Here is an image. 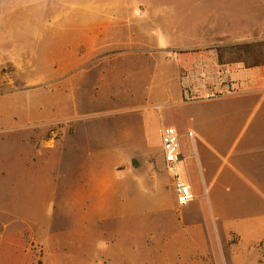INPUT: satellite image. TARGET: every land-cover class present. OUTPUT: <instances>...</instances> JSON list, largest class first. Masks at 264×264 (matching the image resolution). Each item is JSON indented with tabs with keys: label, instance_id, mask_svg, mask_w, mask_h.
Masks as SVG:
<instances>
[{
	"label": "rangeland",
	"instance_id": "1",
	"mask_svg": "<svg viewBox=\"0 0 264 264\" xmlns=\"http://www.w3.org/2000/svg\"><path fill=\"white\" fill-rule=\"evenodd\" d=\"M106 2L0 0V207L16 213L0 210V264L23 257L13 229L35 237L31 264H151L143 181L118 194L127 215H108L92 173L100 163L140 174L160 129L183 124L176 40L200 41L192 68L218 90L226 61L264 65V0H114L111 17L98 10ZM64 124L80 130L59 140ZM218 244L212 264H264V241L245 242L250 253Z\"/></svg>",
	"mask_w": 264,
	"mask_h": 264
},
{
	"label": "crops",
	"instance_id": "2",
	"mask_svg": "<svg viewBox=\"0 0 264 264\" xmlns=\"http://www.w3.org/2000/svg\"><path fill=\"white\" fill-rule=\"evenodd\" d=\"M113 1L99 4L98 10L105 17L116 12L119 5ZM113 27L103 23L98 29L111 30ZM194 39L188 37L189 41ZM176 42L174 49L180 51L177 61L182 71L192 68L193 61L198 58L196 47L200 41L185 44V40L180 39ZM226 62L227 69H223V73L228 75H223V79L229 81L224 88L220 86L218 90L213 86L195 99H182L189 107L182 118L183 124L177 128L181 165L194 193L189 204L181 206L177 201L161 139L154 144L153 153L144 160V165L136 167L140 174L133 173V168L120 170L118 167L108 172L99 163L100 159L104 162L105 156L97 157L98 172L92 173L91 181L97 184L92 189L100 197L99 211L117 205L114 215H127L117 210L123 203L118 201V194L135 193L138 180L146 186L149 195L145 219L147 263L157 264L164 258L169 264H212L213 253L215 256L220 253L219 247L223 251L219 241L230 243V253H250L245 242L264 241V65L236 66ZM90 67L83 68L89 70ZM230 83L234 89L228 87ZM63 126L59 140L73 138L79 129L78 125ZM190 130L193 138L189 136ZM30 138L29 135L28 140ZM4 172L0 171V175L4 176ZM131 207L132 204L130 210ZM0 210L11 217L16 215L2 207ZM104 214L111 215V212ZM11 232L17 236L9 239L23 250L20 264H31L32 255L27 252L26 243L35 241V237L28 240V235L20 229ZM44 238L48 242L47 237Z\"/></svg>",
	"mask_w": 264,
	"mask_h": 264
},
{
	"label": "built area",
	"instance_id": "3",
	"mask_svg": "<svg viewBox=\"0 0 264 264\" xmlns=\"http://www.w3.org/2000/svg\"><path fill=\"white\" fill-rule=\"evenodd\" d=\"M207 77L204 71L197 73L193 68L183 69V98L185 100H192L199 97L203 91H209V88H213L214 85H208L210 81L206 79ZM188 133L190 137H194L193 131L190 130ZM161 140L164 158L173 178L177 201L181 206H185L193 200L194 193L186 170L181 165L182 151L178 128L174 125L163 127L161 130Z\"/></svg>",
	"mask_w": 264,
	"mask_h": 264
}]
</instances>
